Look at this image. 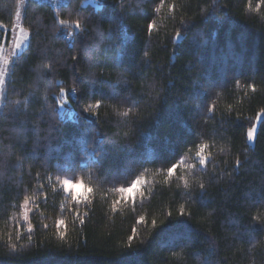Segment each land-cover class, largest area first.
Masks as SVG:
<instances>
[{
  "label": "trees",
  "instance_id": "1",
  "mask_svg": "<svg viewBox=\"0 0 264 264\" xmlns=\"http://www.w3.org/2000/svg\"><path fill=\"white\" fill-rule=\"evenodd\" d=\"M21 7L0 0V21ZM20 21L30 39L0 104V264H264V0H27Z\"/></svg>",
  "mask_w": 264,
  "mask_h": 264
},
{
  "label": "snow or ice",
  "instance_id": "2",
  "mask_svg": "<svg viewBox=\"0 0 264 264\" xmlns=\"http://www.w3.org/2000/svg\"><path fill=\"white\" fill-rule=\"evenodd\" d=\"M16 17L18 19L20 17L19 8H17ZM59 23L61 25H66L67 21L60 20ZM80 27H81V25L79 23H77L75 25L76 29H80ZM153 28H154V25L149 23V25H148L149 31H151ZM20 33H21V36L23 37L24 41H26L29 38L28 34L24 32L23 28H20ZM179 37H180V33H177L176 34V38L178 39ZM16 47L17 48L22 47V43H17ZM4 83H5V81L3 79H0V85H3ZM252 90L255 91V88H253ZM99 106H100L99 104L95 105V107H97V108ZM61 107H63V105H61ZM207 110L208 111H212V107L209 106V108ZM85 111H87V109H85ZM124 115L126 116V115H128V113L125 112ZM261 115L262 114H257V123H259V121L261 119ZM255 132H256V128L255 127H252V128H250L247 131L246 135H247L248 141L254 142V140H255ZM206 148H207L206 144L205 145H201L200 149H199V153H198V155L200 156L199 164L202 167L207 165V159L203 155V153H204ZM237 167H239V161H237ZM176 168H177V165H173L172 167L167 169L169 177H171L173 175V173L176 171ZM142 183H143V181L138 179L130 187H122V188L119 189V191L121 193H125L127 196H134V194L136 193V191L138 189V186L141 185ZM63 185H64V191L69 193L71 198H72V200L75 201L77 204H80V203H83V202H89L90 203V201L88 200V195L87 194L91 192V189L90 188H86L82 181L81 182H76L74 180L64 179L63 180ZM200 187L203 188L204 186L201 185ZM28 203H29V200L25 199L24 200V205L27 206ZM25 219H27V213H25ZM141 219H143V218H141ZM80 223L83 224L84 220L81 219ZM61 225H63V221H59L58 222V227L61 226ZM29 231H31V227H29ZM63 238H64V236L61 235V239H63ZM132 239H134V237H129L130 241ZM15 250L16 249L13 248V251H15Z\"/></svg>",
  "mask_w": 264,
  "mask_h": 264
},
{
  "label": "rangeland",
  "instance_id": "3",
  "mask_svg": "<svg viewBox=\"0 0 264 264\" xmlns=\"http://www.w3.org/2000/svg\"><path fill=\"white\" fill-rule=\"evenodd\" d=\"M27 0H22V7L20 8V16L22 14V11H23V6L25 4ZM85 2H90L92 3L93 5H98L99 4V1H90V0H85ZM20 28H23V25L21 24V21H20V17L17 21V23L12 27L13 29V33L10 37V39L8 40V45H7V49H8V53L6 55V73H5V78H3V80L6 82L7 80V77H8V74H9V70H10V67L12 65V63L14 62V60L16 59V57L23 52V50L26 48L27 45H24L23 44V38L21 36V33H20ZM21 36V37H20ZM17 43H22V47L20 48H17L16 47V44ZM4 85H0V104H1V99H2V91H3V88H4ZM1 106V105H0ZM261 118H262V115H261ZM261 120V119H260ZM258 124H256L255 128H256V132H255V140H256V134H257V130H258ZM255 140L254 142H250L249 141V144L254 147L255 145ZM64 179H68V180H74L76 182H80L79 179H77L76 177L75 178H72V177H68V178H64Z\"/></svg>",
  "mask_w": 264,
  "mask_h": 264
},
{
  "label": "built area",
  "instance_id": "4",
  "mask_svg": "<svg viewBox=\"0 0 264 264\" xmlns=\"http://www.w3.org/2000/svg\"><path fill=\"white\" fill-rule=\"evenodd\" d=\"M30 1L36 2L40 5H47L54 9H59L62 7L61 6L62 4L70 3L73 0H30ZM90 1H100V0H90ZM23 29H24V32L27 33L29 37L26 41L23 40V44L27 45L30 39V32L24 27ZM12 33H13V29L7 27L5 24H3L0 21V79L5 78L6 55L8 53L7 45H8V40L10 39Z\"/></svg>",
  "mask_w": 264,
  "mask_h": 264
},
{
  "label": "bare ground",
  "instance_id": "5",
  "mask_svg": "<svg viewBox=\"0 0 264 264\" xmlns=\"http://www.w3.org/2000/svg\"><path fill=\"white\" fill-rule=\"evenodd\" d=\"M62 5H65V4H62ZM62 5H61V6H62Z\"/></svg>",
  "mask_w": 264,
  "mask_h": 264
}]
</instances>
